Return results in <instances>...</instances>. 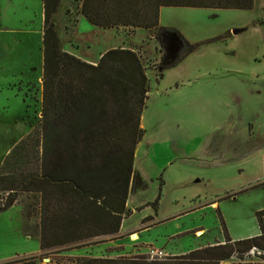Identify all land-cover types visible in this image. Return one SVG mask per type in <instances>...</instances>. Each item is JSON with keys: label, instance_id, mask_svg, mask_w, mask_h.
<instances>
[{"label": "rangeland", "instance_id": "1", "mask_svg": "<svg viewBox=\"0 0 264 264\" xmlns=\"http://www.w3.org/2000/svg\"><path fill=\"white\" fill-rule=\"evenodd\" d=\"M80 4L63 0L56 16L66 51L98 63L110 49L133 48L146 69V135L138 155L151 182L132 203L159 199L158 210L147 203L139 213L130 211L125 228L135 230L126 236L92 239L45 257L39 236L26 233L24 206L33 199L21 194L18 204L0 213V264L35 257L42 258L28 262L70 264L82 256H150L154 251L163 254L151 253L152 259H165L225 241L224 227L234 241L257 236V213L264 208V35L248 26L242 30V23L250 24L249 12L163 8L161 26L192 43L232 37L202 46L159 80L165 49L155 31L95 27L79 13ZM43 27V0H0V170L42 118ZM180 45L175 36L169 51L176 54ZM20 68L24 72L18 73ZM7 196L0 192V204ZM34 214L31 233L40 222ZM144 216L154 219L144 222ZM263 258L264 252L253 249L243 260L234 257L223 264H264Z\"/></svg>", "mask_w": 264, "mask_h": 264}, {"label": "trees", "instance_id": "2", "mask_svg": "<svg viewBox=\"0 0 264 264\" xmlns=\"http://www.w3.org/2000/svg\"><path fill=\"white\" fill-rule=\"evenodd\" d=\"M62 2L43 0L40 124L12 149L0 170V192L8 195L0 204V213L18 204L21 194L31 195L34 203L24 206L26 233H31L30 221L36 212L40 222L27 235L39 236L45 257L66 252L60 249L68 246L115 237L121 232L124 219L131 214L127 203L137 174L136 151L146 135L142 117L149 99V77L133 48L110 49L95 64L64 49L56 27ZM80 2L79 13L95 27L155 31L165 49L158 66L159 80L164 78L165 71L181 64L202 46L232 37L227 33L192 43L175 29L161 26L163 8L251 11L255 7V0ZM175 36L180 39L181 47L172 54L169 48ZM19 72L24 69L20 68ZM149 204L157 211L159 199ZM217 212L223 223L219 209ZM153 219L149 217L144 222ZM257 221L260 229L257 236L234 241L224 227L225 241L182 256L165 259L147 255L82 256L70 259V264H223L234 257L243 260L255 248L264 252V210L257 213ZM38 258L42 257L28 261ZM28 261L19 264H32Z\"/></svg>", "mask_w": 264, "mask_h": 264}, {"label": "crops", "instance_id": "3", "mask_svg": "<svg viewBox=\"0 0 264 264\" xmlns=\"http://www.w3.org/2000/svg\"><path fill=\"white\" fill-rule=\"evenodd\" d=\"M221 11H233V10H221ZM245 12H249V14H246V15H247L248 18H251V19H248L249 22H250L249 25H245V23H242V25H241L242 30L243 31L244 30L246 31L247 29H243V28H246V26H248V27H251V29H253V31L255 33H261V34L264 35V0H255V7H254V9L251 10V11H245ZM43 15H44V7H43ZM238 33H241V31L238 32ZM263 42H264V38H263ZM211 44H213V43H211ZM208 45H210V44H208ZM70 53H72V52H70ZM72 54H74V53H72ZM74 55H76V54H74ZM78 57H80V56H78ZM80 58H82V57H80ZM82 59L85 60V61H88L89 63L95 64V62H91L88 59H85V58H82ZM148 101H149V99H148ZM147 107H148V102H147ZM146 110H147V108H146ZM143 122L144 121H143V117H142V127H144V123ZM262 126H264V125H262ZM254 131H255V128L252 130V132L254 133ZM140 146H141V144L137 148L136 156H135V163H134L135 173H137V174L135 175V177L132 180L130 194H129L128 203H127V209L129 211L133 212V215L135 213H139L138 210H141L140 208H142L144 206V204L146 205L147 203H150L148 201H145L143 204H141L139 206L138 205L135 206L132 203V200L137 196V194L140 196L143 193V190L145 188H147L148 183L151 182V176L150 175H147V173L145 172V170L142 169L141 165L139 164V155H138V152L140 150ZM137 175H139V177ZM136 179H138V180H136ZM158 181H159V178H158ZM136 183H138V185H136ZM141 203H142V201H141ZM214 205H216L215 202L212 203V206H214ZM145 208H147V207H145ZM145 208H143L142 211ZM263 210H264V208H263ZM142 211H140V212H142ZM146 217L147 216H144L143 219L146 218ZM126 222H127V220L125 219L123 221L122 228H121V232L119 233L118 237L126 236V234L128 233V231L135 230V229H128V230H126V228H125V225H126L125 223ZM259 234H260V232H259Z\"/></svg>", "mask_w": 264, "mask_h": 264}, {"label": "built area", "instance_id": "4", "mask_svg": "<svg viewBox=\"0 0 264 264\" xmlns=\"http://www.w3.org/2000/svg\"><path fill=\"white\" fill-rule=\"evenodd\" d=\"M255 249H256V248H255ZM256 250H258V249H256ZM151 253H152L153 255L157 256V257H161V255L163 254V253H162V254H159L158 252H155V251H154V252H150V256H151V257L153 256ZM160 253H161V252H160ZM155 256H153V257H155Z\"/></svg>", "mask_w": 264, "mask_h": 264}, {"label": "water", "instance_id": "5", "mask_svg": "<svg viewBox=\"0 0 264 264\" xmlns=\"http://www.w3.org/2000/svg\"><path fill=\"white\" fill-rule=\"evenodd\" d=\"M237 33H238V31L235 32V34H237ZM174 40H175V37H174ZM174 40H173V41H174ZM179 40H180V39H179ZM180 43H181V41H180ZM180 47H181V45H180ZM180 47H179V49H180ZM179 49H178V51H179ZM178 51H177L176 53H178ZM171 53H172V54H175V52H171Z\"/></svg>", "mask_w": 264, "mask_h": 264}]
</instances>
